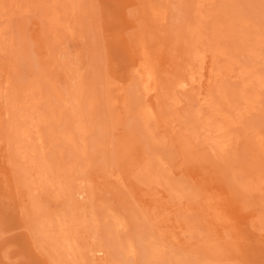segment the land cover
Instances as JSON below:
<instances>
[{
    "label": "rangeland",
    "instance_id": "obj_1",
    "mask_svg": "<svg viewBox=\"0 0 264 264\" xmlns=\"http://www.w3.org/2000/svg\"><path fill=\"white\" fill-rule=\"evenodd\" d=\"M53 263L264 264V0H0V264Z\"/></svg>",
    "mask_w": 264,
    "mask_h": 264
},
{
    "label": "bare ground",
    "instance_id": "obj_2",
    "mask_svg": "<svg viewBox=\"0 0 264 264\" xmlns=\"http://www.w3.org/2000/svg\"><path fill=\"white\" fill-rule=\"evenodd\" d=\"M188 2H189V1H188ZM213 4H214V3H213ZM175 7H176V6H175ZM55 10H56V9H55ZM53 13H54V12H53ZM62 26H63V25H62ZM69 27H70V26H69ZM71 31H72V30H71ZM223 32H224V31H223ZM70 33H71V32H70ZM70 33H69V34H70ZM73 34H74V33H73ZM73 34H72V35H73ZM67 35H68V34H67ZM73 36H74V35H73ZM73 39H74V38H73ZM190 58H191V57H190ZM254 80H255V79H254ZM68 92H69V91H68ZM108 92H109V91H108ZM87 103H88V102H87ZM13 120H14V119H13ZM18 120H19V117H18ZM66 120H67V119H66ZM61 124H62V123H61ZM67 126H68V125H67ZM64 127H65V126H64ZM66 128H67V127H66ZM65 143H66V142H65ZM26 149H27V148H26ZM24 151H25V150H24ZM26 153H27V151H26ZM29 153H31V151H28V154H29ZM25 155H26V154H25ZM27 156H28V155H27ZM28 157L30 158L31 156H28ZM25 158H26V157H25ZM77 189H78V188H77ZM80 189H81V188H80ZM64 190H65V189H64ZM62 191H63V190H62ZM187 193H188V192H187ZM64 194H65V193H64ZM77 194H80V192L77 193ZM191 195H192V194H191ZM43 211H45V210H43ZM39 213H40V212H39ZM42 219H43V217H42ZM45 222H46V221H45ZM124 229H125V228H124ZM68 247H69V246H68ZM65 249H67V248H65ZM67 251H68V250H67ZM53 258H54V257H53ZM55 259H56V258H55ZM56 260H57V259H56ZM65 262H66V261H65ZM57 263H58V262H57ZM57 263H56V264H57ZM53 264H54V263H53Z\"/></svg>",
    "mask_w": 264,
    "mask_h": 264
}]
</instances>
